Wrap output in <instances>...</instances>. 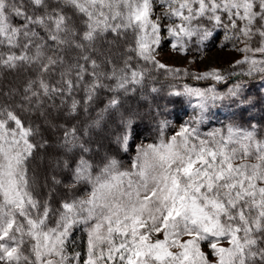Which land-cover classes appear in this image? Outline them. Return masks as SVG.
I'll return each mask as SVG.
<instances>
[{
  "label": "snow or ice",
  "instance_id": "obj_1",
  "mask_svg": "<svg viewBox=\"0 0 264 264\" xmlns=\"http://www.w3.org/2000/svg\"><path fill=\"white\" fill-rule=\"evenodd\" d=\"M0 264H264V0H0Z\"/></svg>",
  "mask_w": 264,
  "mask_h": 264
},
{
  "label": "rangeland",
  "instance_id": "obj_2",
  "mask_svg": "<svg viewBox=\"0 0 264 264\" xmlns=\"http://www.w3.org/2000/svg\"><path fill=\"white\" fill-rule=\"evenodd\" d=\"M236 58L233 53H231L228 50H219L217 48H212L210 51H207L204 55V58L202 61L198 62L195 65H189L188 64V59H191V57L188 58H183L177 55H173L170 53L167 48H165L164 52L161 55V59L169 64V65H174L177 67H189L190 70L192 71H203L209 67H227L228 63ZM193 81V80H192ZM194 86H206L205 82H196ZM225 117H226V112L224 110H221L220 112L217 113V116L213 118L212 121L206 126L202 127L201 131H208L212 127H218L221 124L225 122ZM186 118V117H185ZM180 121H174V129L179 127ZM169 135H171V131L169 132ZM127 162V160H126Z\"/></svg>",
  "mask_w": 264,
  "mask_h": 264
},
{
  "label": "trees",
  "instance_id": "obj_3",
  "mask_svg": "<svg viewBox=\"0 0 264 264\" xmlns=\"http://www.w3.org/2000/svg\"><path fill=\"white\" fill-rule=\"evenodd\" d=\"M181 83H188V84H191L193 86L196 84L191 79H188V78H186L184 81H181ZM176 121H178V120H176ZM125 162H126V158H125Z\"/></svg>",
  "mask_w": 264,
  "mask_h": 264
}]
</instances>
